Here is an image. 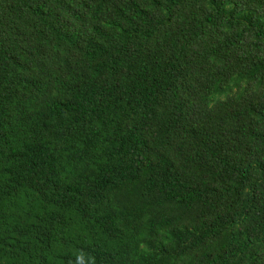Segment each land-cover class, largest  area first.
I'll return each instance as SVG.
<instances>
[{
    "label": "trees",
    "instance_id": "obj_1",
    "mask_svg": "<svg viewBox=\"0 0 264 264\" xmlns=\"http://www.w3.org/2000/svg\"><path fill=\"white\" fill-rule=\"evenodd\" d=\"M0 264H264V0H0Z\"/></svg>",
    "mask_w": 264,
    "mask_h": 264
}]
</instances>
